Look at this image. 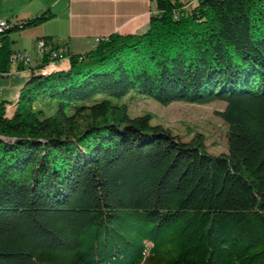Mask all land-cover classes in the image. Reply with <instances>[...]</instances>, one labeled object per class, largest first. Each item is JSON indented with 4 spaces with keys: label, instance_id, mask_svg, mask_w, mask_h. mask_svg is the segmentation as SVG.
<instances>
[{
    "label": "trees",
    "instance_id": "trees-1",
    "mask_svg": "<svg viewBox=\"0 0 264 264\" xmlns=\"http://www.w3.org/2000/svg\"><path fill=\"white\" fill-rule=\"evenodd\" d=\"M150 1L145 31L82 54L43 38L0 99V264H264V0ZM53 18L6 21L0 77L24 71L10 35ZM128 96L224 103L227 152L130 118Z\"/></svg>",
    "mask_w": 264,
    "mask_h": 264
},
{
    "label": "rangeland",
    "instance_id": "rangeland-1",
    "mask_svg": "<svg viewBox=\"0 0 264 264\" xmlns=\"http://www.w3.org/2000/svg\"><path fill=\"white\" fill-rule=\"evenodd\" d=\"M0 0V21L15 18V15L27 12H35L39 9L41 0ZM155 9V7H152ZM47 28L56 29L58 33L67 32L65 18H53ZM59 38L61 36H58ZM58 38V39H59ZM10 39L14 41L11 45L12 50L20 51L19 54L27 55L31 62V67H35L40 61V53L36 44L29 38L13 33ZM64 39H67L65 37ZM60 48L64 47L65 40L59 39ZM60 55V54H58ZM64 61V60H63ZM28 67V66H26ZM14 68V67H12ZM25 71V70H24ZM28 69L24 74H14L10 77H0V99L6 101H15L17 94L25 82ZM124 103L127 106V114L130 118L149 115L151 126H161L171 131L173 135L187 142L195 133H200L205 137L204 145L208 154L217 156L227 152L225 126L215 115L216 112L223 111L225 104L222 102H213L208 105H190L182 102H174L163 106L151 98L133 96L126 97Z\"/></svg>",
    "mask_w": 264,
    "mask_h": 264
},
{
    "label": "crops",
    "instance_id": "crops-1",
    "mask_svg": "<svg viewBox=\"0 0 264 264\" xmlns=\"http://www.w3.org/2000/svg\"><path fill=\"white\" fill-rule=\"evenodd\" d=\"M39 6L35 12L22 13L15 15V18H11V20L8 18L1 21L15 22L32 18L47 9L54 14V18L57 20L65 18L66 33L59 34L56 29L47 28V24L51 20L41 26L19 33L20 36L23 35V37L34 41L36 47L37 42L45 37H51L56 44L60 42L59 39L65 40L63 41L65 46L56 51L58 54L65 52L82 54L90 51L95 48L96 39L105 38L113 33L120 35L139 34L145 31L150 16L155 13V9H152L155 7L154 2L150 0H41ZM65 37L67 39H64ZM48 50L49 48L46 47L45 51ZM25 56L31 62V59L27 55ZM21 67L26 71L31 66L29 64ZM67 67L68 61L66 59L58 64L57 69H66ZM15 70L16 67L11 68V73H14ZM25 71L20 73L24 74ZM20 73H17L18 77ZM27 75L28 73H26V77Z\"/></svg>",
    "mask_w": 264,
    "mask_h": 264
},
{
    "label": "built area",
    "instance_id": "built-area-1",
    "mask_svg": "<svg viewBox=\"0 0 264 264\" xmlns=\"http://www.w3.org/2000/svg\"><path fill=\"white\" fill-rule=\"evenodd\" d=\"M6 25V21H0V29L6 27ZM96 42H98V39H96ZM37 50L40 54H43L44 52V44L41 40L37 42ZM29 63V59L25 55L19 53L13 55L11 58L12 67H17L19 64L29 65Z\"/></svg>",
    "mask_w": 264,
    "mask_h": 264
}]
</instances>
